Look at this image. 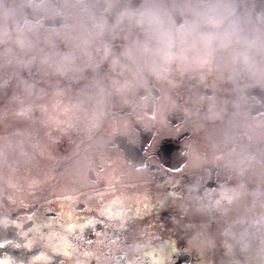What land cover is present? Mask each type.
I'll return each instance as SVG.
<instances>
[{"label":"clouds","instance_id":"1","mask_svg":"<svg viewBox=\"0 0 264 264\" xmlns=\"http://www.w3.org/2000/svg\"><path fill=\"white\" fill-rule=\"evenodd\" d=\"M38 261L264 264V0H0V264Z\"/></svg>","mask_w":264,"mask_h":264},{"label":"flooded vegetation","instance_id":"2","mask_svg":"<svg viewBox=\"0 0 264 264\" xmlns=\"http://www.w3.org/2000/svg\"><path fill=\"white\" fill-rule=\"evenodd\" d=\"M149 146L146 151L148 152H154V155H156L158 158L164 157L166 154L170 152V144L167 140H161L156 141L154 143L146 145V147ZM129 147H135L134 145H130ZM128 156V153H125V157ZM182 259V258H181ZM37 264H42L41 261H38ZM179 264V261L177 262Z\"/></svg>","mask_w":264,"mask_h":264}]
</instances>
